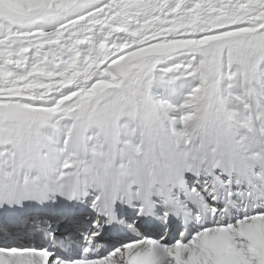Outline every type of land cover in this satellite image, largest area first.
Masks as SVG:
<instances>
[{
	"label": "snow or ice",
	"instance_id": "6c2138e0",
	"mask_svg": "<svg viewBox=\"0 0 264 264\" xmlns=\"http://www.w3.org/2000/svg\"><path fill=\"white\" fill-rule=\"evenodd\" d=\"M0 264H264V0H0Z\"/></svg>",
	"mask_w": 264,
	"mask_h": 264
}]
</instances>
